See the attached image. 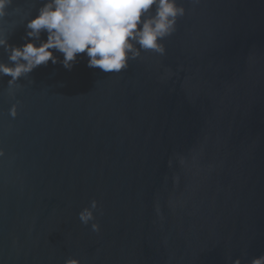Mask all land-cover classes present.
<instances>
[{
	"label": "water",
	"instance_id": "1",
	"mask_svg": "<svg viewBox=\"0 0 264 264\" xmlns=\"http://www.w3.org/2000/svg\"><path fill=\"white\" fill-rule=\"evenodd\" d=\"M41 2L13 0L0 21L10 44L25 43L21 22ZM179 3L165 53L142 51L118 74L78 54L11 88L0 77V264L264 255V0Z\"/></svg>",
	"mask_w": 264,
	"mask_h": 264
},
{
	"label": "clouds",
	"instance_id": "2",
	"mask_svg": "<svg viewBox=\"0 0 264 264\" xmlns=\"http://www.w3.org/2000/svg\"><path fill=\"white\" fill-rule=\"evenodd\" d=\"M12 3L13 0H0V21L9 16ZM185 13L179 0H42L36 14L21 22L26 27L24 44H10L9 34L0 27V49L8 57L7 62L0 61V77L10 76L11 88L21 77L49 61L71 70L78 54L86 55L88 67L118 74L142 51L163 55L166 49L162 41L176 31L178 19ZM44 33L46 39L42 38ZM57 52L63 54V60ZM9 114L16 117L17 105ZM97 209L98 202L91 201L79 213L81 223L88 226L94 221ZM91 230L99 232L100 225L91 223ZM65 264L81 262L68 258ZM233 264L242 262L237 258ZM251 264H264V255L253 258Z\"/></svg>",
	"mask_w": 264,
	"mask_h": 264
}]
</instances>
